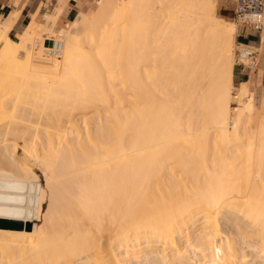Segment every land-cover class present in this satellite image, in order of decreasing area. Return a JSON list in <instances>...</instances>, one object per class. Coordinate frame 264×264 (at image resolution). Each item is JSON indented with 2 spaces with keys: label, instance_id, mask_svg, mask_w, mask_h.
<instances>
[{
  "label": "bare ground",
  "instance_id": "bare-ground-1",
  "mask_svg": "<svg viewBox=\"0 0 264 264\" xmlns=\"http://www.w3.org/2000/svg\"><path fill=\"white\" fill-rule=\"evenodd\" d=\"M162 2L164 11H159L156 3ZM98 4L92 17L83 19L74 27H80L86 34L88 29L95 28L97 42L112 48L118 35L117 22L124 17L131 24L129 33L144 34L146 42L139 52H132L124 60L111 56L99 59L106 86L96 92L91 87L86 88L87 96L82 101L84 106H92L89 110L97 101L104 108L103 118L99 113L102 107L97 113L96 108L93 110L98 125H95L96 132L85 128L82 140L78 122L68 118H65L69 120H66V127H60L64 119L60 113L65 114L67 109L65 101H68L72 115L74 108L71 112V107L76 108L80 102L75 98L79 89L73 88V98L64 101V111L60 109L58 128L54 126V132L48 130L50 133L46 134L45 142L31 134L26 142L28 147L15 143L14 146L20 148L21 156L30 155L37 159L46 182L53 190L56 187L58 195L55 196L64 198H61L64 201L60 202L61 208L76 213L82 205L96 201L103 209L102 225L90 231V235L72 233L63 242L43 247L42 240L49 235L42 228L43 224L37 222L43 210L42 185L36 183L35 192L25 196L34 205L27 210L28 217L25 218L22 217L25 209L20 207L21 202L18 204L24 196L25 180L0 171V221H10L9 225L0 223V245L16 247L26 255L31 252L30 256L39 258L41 264H256V260L246 262L247 248L251 247L252 255L258 258L257 264H264V194L250 196L255 197L253 200L245 192H240V199L244 202L233 203L231 199V202L222 199L223 190L209 192V183L199 195V180L194 181L199 178V171L196 172L199 165L207 170L206 154L211 142L215 146L217 143L234 144V151L245 156L255 152L261 161L264 157V127L252 117L248 103L243 105V116L231 117L232 62L237 26L216 16L205 3L197 4L194 0H100ZM165 13L169 18L166 23L160 19L166 17ZM17 17V12L0 17V144L10 139L7 137L16 129L7 125L4 119L8 113L14 114L21 108L18 101L22 90L34 93L36 84L43 81L45 93L53 92L46 81L48 70L53 71L54 66L50 64L51 68L47 69L46 65L55 62L54 55L39 66L34 50L20 57L19 51L26 46L27 40L32 41L26 37L27 30L22 31L18 42L7 36ZM40 27L35 28L33 36L45 34L41 33ZM162 34L169 38L167 60L156 50L157 39ZM85 38L87 35L72 46L64 31L55 30L50 36H42L41 50L44 52L54 45L60 48L59 52L64 49L68 57H72ZM48 41L50 45L45 43ZM133 57L137 58L134 60ZM144 59L149 66H145ZM160 59L167 62L165 71L158 68L162 64ZM67 62L71 67L72 61ZM24 64L26 69L22 70ZM37 77H43V80ZM34 78L40 82L33 88ZM142 79L148 82L146 90ZM26 84L31 85L29 89ZM173 91H179L180 98ZM172 94L176 100L179 98L184 102L180 100L179 105L180 102L175 100L179 108L182 105L183 111L175 112L177 106L174 109ZM112 96L114 100H111ZM244 116L248 120L243 121ZM246 121L247 124L256 121L251 125L254 129L247 133L248 142L244 141V127H240ZM85 122L82 123L84 126ZM245 127L248 130V126ZM247 162L245 158L242 166L245 175L249 172ZM176 171L185 175L186 178L181 179L186 181L177 180ZM162 185L165 191L161 189ZM5 190L9 193L3 192ZM231 198L235 199L234 196ZM50 209L51 203L44 210L43 217ZM68 219L74 224L73 214ZM223 222L226 230L222 229L228 231V228V232L235 236H228L227 232V236L221 234ZM93 231L100 236L94 238ZM53 251L59 254L53 256Z\"/></svg>",
  "mask_w": 264,
  "mask_h": 264
},
{
  "label": "rangeland",
  "instance_id": "rangeland-1",
  "mask_svg": "<svg viewBox=\"0 0 264 264\" xmlns=\"http://www.w3.org/2000/svg\"><path fill=\"white\" fill-rule=\"evenodd\" d=\"M63 1L64 0H59V4H62ZM98 1H100V0H78V2H77L78 5H77L76 9L77 10L82 9V10L77 14V17L74 20H72L70 23L68 22L69 25H68V23L66 25L52 24L54 22V17L47 15L46 18L45 17L43 18V20H44V21H42L43 24L38 23V22H41L40 20H38V22H36L35 20H31L32 23L29 22V24H27L25 26L26 29L23 30V31L27 30L26 31L27 32L26 37L29 36L30 38L29 37L28 38L31 39L32 41L27 40V42L25 44L26 46L19 51L20 57L25 56L26 53H28L30 50H34L37 54L36 63L39 66H42L43 65L42 63H44V62L46 63L47 61H49L51 56H52V55H50V57H46L44 55V53L42 52V50H41V42L43 40L42 36L43 37L44 36H50V35L55 33V30H62V31H64L65 36L68 39L67 41H68L69 45L75 46V43L77 44L80 39L82 40V37H86V35H87V39L85 38V40L80 42L79 51L74 56L68 57L67 53H65V51L63 49L60 52H58L56 55H54V57H55L54 63L49 62V64L48 63H47V65L45 64L47 66V69L51 68L50 64H51V66H54L53 71H51V69L48 70L47 76H49V78H47L48 80L46 81L47 84H50V86L48 85V87L50 88V90L53 91L52 93H54V94L49 93V92H48L49 94L45 93V91H44V90H46L45 89L46 88L45 83L43 81H41V82L36 81L35 80L36 78H34L33 81H35V82H33L34 83L33 88L35 87V83H39V82L40 83H39V85L36 84L37 88H34V90H33L34 93H31L33 95L28 93L26 90L25 91L22 90V93L19 96V100L21 102L18 101L21 105L20 106L21 108L17 107L18 110L14 114H13V112H12V114L10 112V114L8 113L7 117H5V119H4L5 123L7 125L15 127L16 129L12 130L13 134H11L7 137L10 139L5 138V139H7L4 142L6 144H4L2 142L0 144V148H1L0 149V155L2 154L0 156V171L8 173L15 178H20V179L25 180V185L23 186V189H22L24 196L21 199V201L18 202V204L21 202L19 204L20 207L25 209V211H23V213H22V217L27 218L28 217V216H26L27 210H30L34 207L33 202H31L28 198L26 199L25 196L31 195V192H35V186L34 185L38 182L42 185L43 193H44L43 199L41 201V205L43 208L42 214L44 213V210H46L47 207L49 206V203H51V209L49 210L48 213L45 212L47 215H44L46 217V219L40 213V219L37 220V222L40 225L43 224V225H41L42 228L44 229V231H46L47 235H49L48 238H45L44 240H42L43 247H46V245H48L47 247H49L56 242L57 243L63 242L64 240H66L65 238L69 234H72V233L77 232V233H81L84 235H90L89 234L90 231L94 230L95 228L101 227L102 221H103V217H102L103 209L96 201L93 204L88 203L87 206L82 205L79 208V211L76 213L74 211L70 212V210H66L64 207L61 208L62 206H61L60 202L64 203V201L62 200L64 198L61 195L55 196V195H58V192L55 191L56 187H55V190H53L51 187V184H48L46 182V178L41 171L42 168L39 167L37 159H35L34 156H30V155L26 156L25 154H24L25 156H21L20 155L21 154L20 148H16L14 145L18 144L17 146H19V144H20V147L23 146V148H25L24 146L28 145L26 143L29 140L28 138H31V136H34V134H36V136L40 140V142H41V140L43 142H45V139L47 137L46 134L50 133L51 131L54 132L53 130L55 127L58 128V123L61 120L59 113L61 112V110L64 111V108H65L62 104L64 103L65 100H69V99L73 98L72 97V89L73 88H74V90L79 89V94L75 98H77V100L80 101L77 103L76 108L71 107L72 110L69 108L71 112H73V108H74V112H73L74 115H72V113H70L68 110V107H70V106H68L69 104H67L68 101H65V103L67 105V107H66L67 109H65L66 112H64L65 114H63L62 112L60 114H61L62 118H64V119L68 118L70 121L75 119L74 121L78 122V123L77 122L76 123L78 124L79 131H81V132H79V133H81L80 135H82L85 130H87V131L90 130V132L94 133V131L97 129V127L95 126V125H97V122H96L97 118L95 117L96 113H97L96 111L101 109L100 107H102V106H99V104H98L99 102L97 101L98 105L95 104V106H93L94 108H96V110L94 108H91V110H92L91 111L89 109L92 106L88 107L87 105H85L88 108L86 110V108H84L85 107L84 104H82V101L87 96L86 95L87 94L86 88L91 87V89L93 88V90L96 92L97 90H102V88L106 86V83L102 80V76H101V74H102L101 67L102 66L100 64L99 59H101L102 57L111 56L112 58H115V59L119 58L121 60H124L126 58H129L131 56L132 52H134V53L139 52L140 49L143 48V45L146 42L144 34H142L141 36H138L136 34L132 35L129 33L131 24L128 22L127 18H124V17L121 18L117 22V30L116 31H117L118 35H117V38L115 40L114 46L112 48L108 47V45H106L105 43L97 42V33L98 32H93L95 28H93V30H91V28L88 29L87 34L84 31H82V29H80V27L75 28L74 27L75 24H81L83 19H88L94 15V13H95L98 5H99ZM101 1H103V0H101ZM183 1H190V0H183ZM194 1L197 4L200 2H203L210 9H212L214 11L216 0H194ZM162 4H164V3L163 2L160 4L156 3V6L159 7L158 8L159 11H164ZM80 13H85V15L84 14L81 15ZM162 13H164V12H162ZM165 16H166L165 18H163L164 17L163 16L160 19L166 23L169 21V18L167 17L166 13H165ZM173 16L175 17V14ZM52 17H53V19H52ZM176 17H177V15H176ZM143 18H146V17L143 16ZM226 19L235 23L233 16L227 17ZM142 21H145V20L142 19ZM37 26H39V27L41 26L40 27V28H42L41 33H45L44 35L42 34V35H40V37L39 36H33L34 30ZM17 35H18V39L13 40V39H16ZM21 35H22V32H20L19 34H16V35L10 34L9 36L13 38V39L10 38L11 40L18 42V40L22 37ZM88 36H89V38H88ZM157 40L159 42L156 43V50H159L161 52V56H162L161 58L164 59L166 53L168 52L167 49L169 50V48H168L169 38H167V36L164 37V35L162 34L161 38L157 39ZM241 40L247 41V42H252V43L257 42L255 37H249V38L241 39ZM99 46L101 47L100 49L98 48ZM254 46L256 48L255 56L257 58V61H256L257 63L255 66H251L250 68H246L244 70H242L241 68H239L235 64V46H234V55H233V62H232L233 63V65H232L233 97L231 99L230 109H231V117L232 118H236L238 115L243 116V109H242L243 105L248 103L249 112L252 114V117L257 118L260 121L261 125L264 127V103H262V99L264 97V60H263L264 59V38H263V41L260 45L257 43ZM258 47H261V48H258ZM133 58L135 60L137 57H133ZM66 59L68 61L69 60L72 61V62H70L71 67H69ZM163 59H160V60H162V62H160V64L161 63L162 64L159 65L158 68L163 69L165 71V69H167V67H165V66H167L166 65L167 62L164 61ZM165 59L167 60L166 57H165ZM143 61H144V64L146 67L149 66V62L146 59H144ZM64 67H66V68H64ZM25 69H26V65L24 64L22 70H25ZM234 70H241L243 73L246 74L245 80L241 81V83L239 85L235 82V80H233ZM50 71H51V73H50ZM37 79H38V77H37ZM39 79L43 80V77H39ZM81 80H83L82 83H81ZM28 81H27V83H29ZM142 83L145 86V90H146L147 84H148L147 80L142 79ZM14 84L16 85V83H14ZM14 84H13V86H15ZM51 84H52V86H51ZM26 85H27L26 87H28L27 89H29L31 86V85L28 86V84H26ZM63 85H65V86H63ZM13 86H12V88H13ZM13 90H15V88H13ZM170 93H172V92H170ZM173 93H175V92L173 91ZM177 93H175V94L177 95ZM28 94H30V95H28ZM179 95L180 94H178L177 97ZM171 98L172 99L174 98L173 94H172ZM175 98L173 100L174 102L176 100ZM179 98H180V96H179ZM179 98H177L178 99V100H176L177 102H180L181 99H179ZM114 99L115 98H113V96H112L111 100H114ZM57 101H60V102L56 103ZM95 103H96V101H95ZM182 103L184 104L183 101H182ZM180 104H181V102L179 103V105ZM179 105H177L176 102L173 104V107L175 106L174 109L177 106V108H176L177 111L175 110V112H179V109H181L182 105L180 106V108H179ZM22 108H24V109H22ZM103 109L104 108L102 107V109L99 110L100 117L102 114L101 118H103V116H105ZM21 110H23V111H21ZM67 110H68V117H66L67 116L66 115ZM93 110H95V112H96L95 114H93L94 113ZM102 110H103V112H102ZM90 111L92 112V114H89V113H91ZM181 111H183V110L181 109ZM69 114H71V115H69ZM78 114L80 116H78ZM82 114H84L86 117L83 116ZM90 115H92V116H90ZM93 115H95V116L93 117ZM69 116H74V118L73 117L70 118ZM58 117H60L59 118L60 120L57 119ZM75 117H77V120ZM78 117H79V119H78ZM82 117H84L85 120L87 119V121L86 122L83 121L84 118L82 119ZM244 117L245 118H243V121L246 119L248 120V118L246 116H244ZM94 118H96V119H94ZM64 119H62L63 122H64ZM68 119H65V122L64 123L62 122L60 124V127H61V125H62V128L66 127L65 124H66V120L69 121ZM57 120H59V121L57 122ZM78 120L81 121V123H79ZM230 120H232V119L230 118ZM94 121H95V123H94ZM249 121L251 122L252 120H249ZM84 122L86 123L85 126L83 125ZM250 122H249V124H247L248 122L246 121V122L242 123V125L240 126V127H244L243 131H245L244 134H246V135H244V141L245 142H248L247 136L251 132L250 130L254 129V127H251V125L253 126L256 121H253L254 122V123L252 122L253 124ZM48 124L50 125V127L48 126ZM243 124H245V126H248V130ZM37 125H38V127H36ZM26 127H28V129ZM87 127H88V129H87ZM228 127L230 130H232L231 124H229ZM56 128H55V130H56ZM38 130H39V134L37 135ZM241 130H242V128H241ZM15 131H17L16 132L17 134L15 133L16 135L14 136ZM19 131H24V132H19ZM208 132L210 134V131H208ZM203 133L206 134V132H203ZM9 134H10V132H9ZM51 134H53V133H51ZM41 135L42 136L45 135V137H42ZM67 136L70 137L71 135L67 134ZM82 136H81V138L83 140L84 136L83 137ZM39 137H42V139H40ZM71 137H73V136H71ZM209 137H210V135H209ZM211 137H212V135H211ZM43 138H44V140H43ZM0 140H1V138H0ZM7 142H9V143H7ZM22 142L25 145L21 144ZM7 144H9V145H7ZM1 145H3V146L1 147ZM209 145H210V147L208 149L209 151L206 154V155H208V157H207L208 158L207 170L203 169V166L199 165V168L196 169L197 174L199 171V175H197V178H198V176H199V178L196 180H194L196 178V176H194V178H193V180L195 182H197L199 180L197 183L199 185V195H200L201 190H203L205 188L206 184H208V183H209V186H208L209 192L210 191L216 192L218 190H223L224 198L222 197V199H228L230 202L232 200L233 203L244 202L243 199H242V201L240 199V196H239L240 192H245L246 195H248V197H250V196H261L264 194V157H262V161H261L260 157L257 158L255 152L252 154H247L245 156L241 152H237L236 150L234 151V147L232 146L234 144L227 146L224 144L222 145V144L217 143V145L215 146L211 142ZM11 146H12V148H11ZM13 146L15 148H13ZM5 147H6V149H5ZM259 147H260V145H259ZM2 149H4V150H2ZM9 149L10 150L13 149V150L10 151ZM17 149H19V150H17ZM5 150H6V153H5ZM256 150H257V147L254 151H256ZM245 158L248 160L247 165H249V172L246 175H245V172L243 171V167H242L243 163L245 161ZM178 168H180V167H178ZM178 168L176 170H178ZM180 170H181V168H180ZM176 173H177V176L179 175V177H177V180L179 179V181H180V180H184L186 178V176L183 174L185 176V178L181 179V177L183 178L184 176H182V174L180 175L177 171H176ZM203 179H204V181H203ZM184 181H186V179ZM202 182H204V183H202ZM161 189L163 191H165V186L162 185ZM7 191L8 190H5L3 192H7ZM11 191H10V193L13 192V191L12 192ZM0 192H2V191H0ZM56 192H57V194H55ZM8 193H9V191H8ZM231 193H233V195H230ZM233 196L235 197L236 200L231 198ZM253 198H255V197H250L249 199H253ZM57 199H58V201H57ZM80 202L81 201H79V203ZM199 202H200V196H199ZM70 214H73L74 224H71L69 219H68V216ZM29 216L31 218L32 214H30ZM65 220H67V221H65ZM4 222H6V221H4ZM8 222H10V221H8ZM225 226H226V223L223 222V223H221L220 228L225 229L226 228ZM223 229L220 230L221 234L223 236L224 235L227 236V233H228V236H231V237L235 236L232 232H231L232 234L229 233L230 230L228 228H227V230L229 232L225 231L226 229L225 230H223ZM71 231H75V232H71ZM222 231H225V234H224V232L222 233ZM92 235L94 238H98L100 236L99 233H95L94 231H93ZM19 245H22V243H20ZM2 248H4L3 251H1ZM10 250L13 251V253L10 252ZM18 250H19L18 248L12 247L10 245H0V251H1L0 252V261H2V262H0V264H41L40 263L41 261L39 258H36L32 255L30 256L31 252H27V255H26L25 252H20V250L19 251ZM250 250H252L251 247L247 248L248 256H246V259H247L246 262L253 263L255 260L258 261L257 260L258 258L256 259V257H254L252 255V252ZM1 254L4 256H2ZM57 254H59V253H57V252L55 253V251H53V254L51 253V255H53V256H55ZM21 255H23V256H21ZM21 259H23V260H21ZM256 261H255V263L257 264Z\"/></svg>",
  "mask_w": 264,
  "mask_h": 264
},
{
  "label": "crops",
  "instance_id": "crops-1",
  "mask_svg": "<svg viewBox=\"0 0 264 264\" xmlns=\"http://www.w3.org/2000/svg\"><path fill=\"white\" fill-rule=\"evenodd\" d=\"M77 2L78 0H64L62 4H59V0H0V17L4 18L12 12L18 13V19L10 26L7 31L8 33L6 32L8 38L13 39L9 36L10 34H19L31 20H35L36 22L40 20L41 22L38 23L43 24V18H46L47 15L54 17L55 20L52 24L66 25L68 22L70 23L82 10L76 9ZM214 13L216 16L227 20V17L233 16V1L216 0ZM80 14L85 15V13ZM17 39L18 35L13 40ZM245 77L246 74L241 70H234L233 80L238 85L241 81L245 80Z\"/></svg>",
  "mask_w": 264,
  "mask_h": 264
},
{
  "label": "built area",
  "instance_id": "built-area-1",
  "mask_svg": "<svg viewBox=\"0 0 264 264\" xmlns=\"http://www.w3.org/2000/svg\"><path fill=\"white\" fill-rule=\"evenodd\" d=\"M233 18L238 28L235 44V64L242 70L256 65L255 44H261L264 38V0H232ZM255 37L257 42L241 39ZM55 43V42H53ZM59 47L52 46L43 53L56 55Z\"/></svg>",
  "mask_w": 264,
  "mask_h": 264
},
{
  "label": "trees",
  "instance_id": "trees-1",
  "mask_svg": "<svg viewBox=\"0 0 264 264\" xmlns=\"http://www.w3.org/2000/svg\"><path fill=\"white\" fill-rule=\"evenodd\" d=\"M0 223L5 224V225H9L8 222H1V221H0Z\"/></svg>",
  "mask_w": 264,
  "mask_h": 264
},
{
  "label": "water",
  "instance_id": "water-1",
  "mask_svg": "<svg viewBox=\"0 0 264 264\" xmlns=\"http://www.w3.org/2000/svg\"><path fill=\"white\" fill-rule=\"evenodd\" d=\"M45 43H46V44H49V45L51 44L49 41H48V42H45Z\"/></svg>",
  "mask_w": 264,
  "mask_h": 264
}]
</instances>
